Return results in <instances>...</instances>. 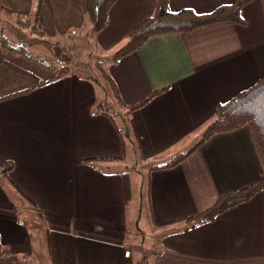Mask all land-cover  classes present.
Returning <instances> with one entry per match:
<instances>
[{
  "label": "crops",
  "instance_id": "crops-1",
  "mask_svg": "<svg viewBox=\"0 0 264 264\" xmlns=\"http://www.w3.org/2000/svg\"><path fill=\"white\" fill-rule=\"evenodd\" d=\"M233 2L170 0L168 9L206 14ZM0 3L29 14L34 0ZM155 7L156 0H118L108 26L93 34L98 49L118 51ZM242 17L244 25L152 37L136 53L105 62L128 106L168 88L131 114L103 84L110 105L98 97L99 80L73 71L56 77L35 61L0 53V165H14L8 177L0 169V237L12 255L45 257L46 264H264V192L213 223L186 230L181 221L220 195L264 181L249 128L195 149L217 105L264 76V0L245 6ZM40 21L48 37L72 48L88 29L86 0H44ZM100 105L106 115L94 114ZM188 152L177 167L152 170ZM129 153L140 161L139 188L117 169ZM145 209L158 234L140 236L136 219Z\"/></svg>",
  "mask_w": 264,
  "mask_h": 264
},
{
  "label": "trees",
  "instance_id": "trees-1",
  "mask_svg": "<svg viewBox=\"0 0 264 264\" xmlns=\"http://www.w3.org/2000/svg\"><path fill=\"white\" fill-rule=\"evenodd\" d=\"M253 1L254 0H234L233 3L220 6L210 13L198 14L192 9H183L179 12L172 13L168 9L170 0H156L154 14L143 20L130 32L127 43L116 51L112 57V61L117 63L121 59L136 53L152 37L167 34H187L201 28L227 22L244 25L245 21L242 17V10ZM117 2L118 0H86V17L91 31L99 33L108 26L110 11ZM43 7L44 0H34L32 12L35 23L32 27H24L25 30H29L31 34L34 35L33 37L24 32L5 26L0 22V53L11 54L16 57H23L35 61L47 70L54 72L56 77H61L72 71L67 55L64 54L66 57H64V55L62 57L55 56L54 59L51 60L39 57L31 51V47L35 45L45 47L49 49V51L55 52L48 41L39 38L44 37V32L40 29V17ZM0 13L8 17L16 18H20L23 15H17L7 10L1 3ZM8 28L11 29L12 35L8 34ZM99 70L109 81L115 98L118 100L120 106L128 109V114L144 108L156 97L168 90V88H166L154 92L140 102L128 106L123 102L115 82L110 78L105 68L100 66ZM102 106H97L94 114L101 112V114L106 115V110H104ZM111 118L114 120L113 117ZM244 128L250 129L264 167V76L252 87L238 93L228 102L217 105L214 119L207 127L195 149H198L217 135L234 133ZM120 134L124 136L127 132L124 134V131L120 130ZM190 154L191 152L178 155L163 165L153 167L152 170L177 167L185 162ZM13 168L14 165L10 162L0 165L2 173L6 174L7 177ZM127 176L128 175L125 174L124 177ZM125 186L127 189V199H130L131 184L128 177L125 179ZM262 192H264V181L235 192L225 193L220 195L216 202L206 210L196 215L183 218L181 221L186 223V230L213 223L219 216L242 204L250 202L255 196ZM27 262L28 261H21L20 256L12 255L2 244L0 237V264H27Z\"/></svg>",
  "mask_w": 264,
  "mask_h": 264
},
{
  "label": "rangeland",
  "instance_id": "rangeland-1",
  "mask_svg": "<svg viewBox=\"0 0 264 264\" xmlns=\"http://www.w3.org/2000/svg\"><path fill=\"white\" fill-rule=\"evenodd\" d=\"M33 10V9H32ZM18 15V14H17ZM0 22L8 27H11L12 29L24 32L26 34H29L31 37L34 35L31 34L29 30H25V26L32 27L34 25V16L33 12L29 14H23L20 18L19 17H8L4 14L0 13ZM88 29L83 30L80 34V36L76 37V40H73V47L68 48L65 43H58L57 39H53L48 37L45 34L44 28L40 21V29L44 32V39L42 37H39L41 40H46L52 45V49L55 50V52L49 51V49L42 47V46H35L31 47V51L36 54L39 57L46 58V59H54L55 56H63L64 54L67 55L69 58V63L72 68V71L75 73L77 72L78 75H82L90 79L91 81L96 84L97 80L100 81L101 84L97 86L98 89V97L100 99L105 98L104 102L106 105H110V101L107 100V98L103 95L104 88L101 86L102 84L105 85V89L107 88V96L110 98V100H113L114 103H116L115 95H112L111 86L109 84V81L107 78L104 77L102 72L99 70L100 66H105V62L110 61L116 52H111L110 50L106 49H98L97 47V41L99 37H93L94 31L89 30L90 25L88 24ZM88 31V32H87ZM8 34L12 35L11 29L8 28ZM76 33L73 32L72 36H75ZM68 42V41H67ZM63 50V51H62ZM64 57H66L64 55ZM102 64V65H101ZM105 68V67H104ZM87 74V75H86ZM103 92H102V90ZM114 94V93H113ZM99 99V102H100ZM115 106V104H114ZM126 111V108H124ZM117 119L119 121V126L122 130L126 131L125 129V123L121 116H117ZM199 142V140H197ZM196 142V143H197ZM127 160L122 162L119 166H117V169L121 167V169L124 168V173H129L131 175L133 184L136 188H139L138 180L141 178V173L139 167L141 165L139 164L140 161L135 162L133 158V154L129 153L127 156ZM116 169V170H117ZM146 179V178H145ZM145 181H141L140 185L144 183ZM146 183V182H145ZM138 196V192H136V197ZM137 199V198H136ZM140 209V208H139ZM141 210V209H140ZM136 215V214H135ZM148 213L146 209L142 213V211L139 212L138 218L136 219V225L137 222L140 219V231L142 230V233L140 236L145 235V230L150 232V235L152 234H158L157 229L152 224L151 220L148 218ZM25 220H27L31 226L32 231L37 229L39 227V224L34 222L29 214L24 215ZM143 219V220H142ZM147 222L148 226L145 224ZM148 227V228H146ZM164 232V231H163ZM37 241V239H35ZM20 260L25 262L28 261L27 264H46V258L43 257L42 263L39 261H32L31 258L28 260V258L21 257ZM143 259L137 258V261H142ZM137 263V264H138ZM141 263V262H140ZM139 263V264H140Z\"/></svg>",
  "mask_w": 264,
  "mask_h": 264
}]
</instances>
